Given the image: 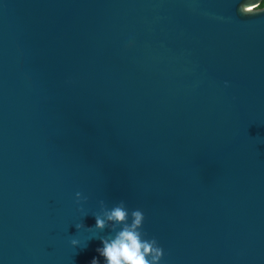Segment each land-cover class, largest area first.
Masks as SVG:
<instances>
[{
	"label": "water",
	"instance_id": "1",
	"mask_svg": "<svg viewBox=\"0 0 264 264\" xmlns=\"http://www.w3.org/2000/svg\"><path fill=\"white\" fill-rule=\"evenodd\" d=\"M261 1L0 0V264H103L101 199L162 264H264Z\"/></svg>",
	"mask_w": 264,
	"mask_h": 264
},
{
	"label": "clouds",
	"instance_id": "2",
	"mask_svg": "<svg viewBox=\"0 0 264 264\" xmlns=\"http://www.w3.org/2000/svg\"><path fill=\"white\" fill-rule=\"evenodd\" d=\"M252 5L253 3L247 0L240 3V14L247 16L260 14L253 10L248 11ZM87 201V196L79 191L75 193V202L80 206V211H84L83 205ZM98 204L99 211L92 213L96 223L94 227L88 229L94 228L99 232L109 230V234L100 237L103 246L96 249L99 256L103 257V264H162L164 249L154 236L149 237L144 231L145 215L141 209L129 210L124 200L111 207L103 199L99 200ZM75 226L77 229L84 228L82 223ZM71 243L77 247L80 242L73 239ZM90 264H100V261L93 257Z\"/></svg>",
	"mask_w": 264,
	"mask_h": 264
},
{
	"label": "trees",
	"instance_id": "3",
	"mask_svg": "<svg viewBox=\"0 0 264 264\" xmlns=\"http://www.w3.org/2000/svg\"><path fill=\"white\" fill-rule=\"evenodd\" d=\"M259 8H262V7H264V0H262L261 2H260V4H259V6H258Z\"/></svg>",
	"mask_w": 264,
	"mask_h": 264
},
{
	"label": "snow or ice",
	"instance_id": "4",
	"mask_svg": "<svg viewBox=\"0 0 264 264\" xmlns=\"http://www.w3.org/2000/svg\"><path fill=\"white\" fill-rule=\"evenodd\" d=\"M255 6H256V5H252V6L248 9V11H252V10L254 9Z\"/></svg>",
	"mask_w": 264,
	"mask_h": 264
}]
</instances>
